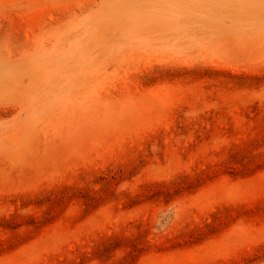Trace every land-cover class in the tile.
I'll return each instance as SVG.
<instances>
[{"label": "rangeland", "instance_id": "1", "mask_svg": "<svg viewBox=\"0 0 264 264\" xmlns=\"http://www.w3.org/2000/svg\"><path fill=\"white\" fill-rule=\"evenodd\" d=\"M0 264H264V0H0Z\"/></svg>", "mask_w": 264, "mask_h": 264}]
</instances>
